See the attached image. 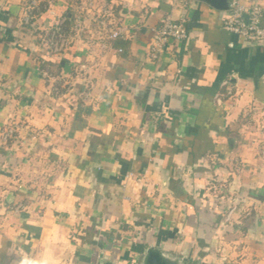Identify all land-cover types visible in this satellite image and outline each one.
Instances as JSON below:
<instances>
[{"label":"crops","instance_id":"obj_1","mask_svg":"<svg viewBox=\"0 0 264 264\" xmlns=\"http://www.w3.org/2000/svg\"><path fill=\"white\" fill-rule=\"evenodd\" d=\"M231 1L0 0V264H264V41ZM165 17L189 36L153 60Z\"/></svg>","mask_w":264,"mask_h":264},{"label":"built area","instance_id":"obj_2","mask_svg":"<svg viewBox=\"0 0 264 264\" xmlns=\"http://www.w3.org/2000/svg\"><path fill=\"white\" fill-rule=\"evenodd\" d=\"M187 2L188 0H184ZM257 0L251 3L242 0H232L229 4L227 18L223 22V28L232 36L250 42L264 41V8L262 2ZM89 6L93 4V0H88ZM30 16L25 17L24 22L30 23ZM102 26L105 25L104 19L100 20ZM81 31L80 24L68 27V18L62 17L60 21L49 31L47 36V44L52 54H61L71 45L74 35ZM124 28L112 32L110 38H119L124 32ZM188 30L186 27V19L174 20L171 17H165L161 20L159 27L154 33V43L150 49V55L153 60H157L168 48L169 45L180 43L188 38ZM105 46V45H104ZM122 53L123 50L119 49ZM47 79H51L48 72L43 73ZM227 85V81L224 82ZM229 93H231L229 91ZM218 103L221 102V95L216 96ZM16 128L11 126L4 131V139L7 140L14 135ZM264 156V155H263ZM239 210L237 206L230 208L227 214L229 221L233 214Z\"/></svg>","mask_w":264,"mask_h":264},{"label":"water","instance_id":"obj_3","mask_svg":"<svg viewBox=\"0 0 264 264\" xmlns=\"http://www.w3.org/2000/svg\"><path fill=\"white\" fill-rule=\"evenodd\" d=\"M208 2H210L216 8H220V9L227 8V0H208ZM143 264H170V263L166 258H163L157 251L149 250L145 256V260Z\"/></svg>","mask_w":264,"mask_h":264},{"label":"rangeland","instance_id":"obj_4","mask_svg":"<svg viewBox=\"0 0 264 264\" xmlns=\"http://www.w3.org/2000/svg\"><path fill=\"white\" fill-rule=\"evenodd\" d=\"M263 112H264V110H263ZM261 117H262V121H264V114L263 115H261ZM264 126V125H263ZM260 138H262V140L264 141V127H263V129H262V133L260 132ZM256 137L257 138H259V136H257L256 135ZM260 148V147H259ZM259 153H260V156L263 158V155H264V147H261L260 149H259ZM232 202V206H231V208L233 207V206H237L238 208H240V209H242L243 210V205H241V206H239V203H238V199H237V197L236 196H234L233 197V199L231 200ZM237 212H239L240 210H236Z\"/></svg>","mask_w":264,"mask_h":264}]
</instances>
